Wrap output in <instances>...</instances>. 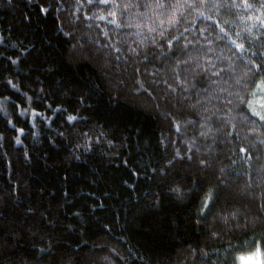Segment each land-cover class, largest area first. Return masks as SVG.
<instances>
[{
	"label": "trees",
	"instance_id": "16d2710c",
	"mask_svg": "<svg viewBox=\"0 0 264 264\" xmlns=\"http://www.w3.org/2000/svg\"><path fill=\"white\" fill-rule=\"evenodd\" d=\"M74 2L0 0V264H209L229 243L264 260L254 233L209 235L211 200L169 193L199 176L197 149L152 104L142 66L137 80L97 50Z\"/></svg>",
	"mask_w": 264,
	"mask_h": 264
},
{
	"label": "clouds",
	"instance_id": "9594fccd",
	"mask_svg": "<svg viewBox=\"0 0 264 264\" xmlns=\"http://www.w3.org/2000/svg\"><path fill=\"white\" fill-rule=\"evenodd\" d=\"M70 8L89 17V39L117 68L139 80L143 67L142 85L154 93L156 110L172 117L197 158L207 160L199 165L198 187L196 180L177 179L169 193L211 198L208 219L216 220L209 228L219 231L212 238L224 241L235 232L264 238V220L246 218L257 201L264 203L258 175L264 167V0H75ZM100 20L107 23L101 27ZM240 145L241 152L255 154L252 161L237 152ZM256 160L261 163L254 167ZM233 166L245 174L247 185L226 200ZM228 247L231 253L213 249L218 255L209 264H237L235 245ZM199 255L209 252L200 249ZM185 259L196 260L197 250Z\"/></svg>",
	"mask_w": 264,
	"mask_h": 264
},
{
	"label": "snow or ice",
	"instance_id": "6c2138e0",
	"mask_svg": "<svg viewBox=\"0 0 264 264\" xmlns=\"http://www.w3.org/2000/svg\"><path fill=\"white\" fill-rule=\"evenodd\" d=\"M102 3H107L108 0H101ZM75 47V45L73 46ZM12 87H16V85H12ZM136 91H139L138 89ZM33 112H35V110L33 109L32 110ZM0 112H3L5 115L7 114L6 111H5V105L4 104H0ZM28 112V109H23L21 114H26ZM67 119L69 121H74L77 119V117L73 116V115H68ZM7 123H11V121H7ZM178 129H179V125H175ZM75 127V126H73ZM19 131L23 132L24 129L21 128L19 129ZM16 143H21L20 139L17 138L16 139ZM189 151L191 152L192 149H189ZM243 151L247 152L248 149H243ZM25 156H27V153L24 154ZM195 155V154H193ZM176 156H180V152L177 150L176 152ZM175 159V157H173V160ZM188 160L189 161H192L193 160V156H189L188 157ZM172 160H169L168 163L169 164H172ZM196 163L198 165H206L208 162L205 158H197L196 159ZM258 175L260 176V178L262 180H264V167H262L258 173ZM246 185H247V181L244 180L243 181V187H240L239 185L237 186H233L231 185L230 183H226L225 185V189H224V193H225V199L226 200H229V199H232L234 197V191H243L245 188H246ZM211 198H208L206 197V203L204 206H207V201L210 200ZM199 210H203V206L201 209ZM29 211H32V209H29ZM246 218L248 220L249 223H255L257 220H264V203L262 204H259L256 209L253 211H250L248 214H246ZM216 220V216L213 215L210 219V223H214ZM225 223H228V221H225ZM213 234L215 235H219V231L218 229H214V228H210L209 229V235L212 236ZM253 245H254V242H253ZM191 251H189L187 254H190ZM200 254H203V253H200ZM259 253H257L258 255ZM107 259V258H106ZM239 260L242 262V264H252L251 262V257H245V256H240L239 257ZM233 264H235V260L233 261ZM254 264H264V260H255Z\"/></svg>",
	"mask_w": 264,
	"mask_h": 264
},
{
	"label": "rangeland",
	"instance_id": "374dc122",
	"mask_svg": "<svg viewBox=\"0 0 264 264\" xmlns=\"http://www.w3.org/2000/svg\"><path fill=\"white\" fill-rule=\"evenodd\" d=\"M245 257H251L252 264H254L255 260H257V259L262 260L261 257L259 255H257V253H254L252 255L245 256ZM240 264H242L241 261H240Z\"/></svg>",
	"mask_w": 264,
	"mask_h": 264
}]
</instances>
